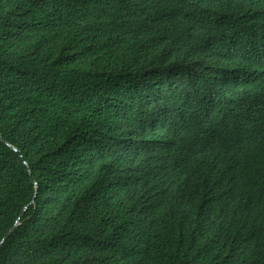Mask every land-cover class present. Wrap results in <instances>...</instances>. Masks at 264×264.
I'll list each match as a JSON object with an SVG mask.
<instances>
[{"label":"trees","instance_id":"1","mask_svg":"<svg viewBox=\"0 0 264 264\" xmlns=\"http://www.w3.org/2000/svg\"><path fill=\"white\" fill-rule=\"evenodd\" d=\"M195 1L0 0V264H264V88L194 74Z\"/></svg>","mask_w":264,"mask_h":264},{"label":"clouds","instance_id":"2","mask_svg":"<svg viewBox=\"0 0 264 264\" xmlns=\"http://www.w3.org/2000/svg\"><path fill=\"white\" fill-rule=\"evenodd\" d=\"M185 1L187 0H181V2ZM209 1L211 0H201L204 3V10ZM212 1L215 3L212 14L221 16L224 26L218 37L212 38L210 43L196 49L198 56L195 69L199 73L194 74L204 77L218 65L230 63L238 69L243 82L264 88V78L257 77L253 69V59L264 45V10L253 7L254 0ZM196 9H202L199 0L195 1L193 10ZM165 71L173 75L177 72V68ZM257 169V165L245 167L248 174L255 173Z\"/></svg>","mask_w":264,"mask_h":264},{"label":"water","instance_id":"3","mask_svg":"<svg viewBox=\"0 0 264 264\" xmlns=\"http://www.w3.org/2000/svg\"><path fill=\"white\" fill-rule=\"evenodd\" d=\"M0 138L2 139V141L8 146L10 147L12 150L16 151L19 153V149L15 146H13L12 144L8 143L7 141H5L1 136ZM23 163L25 165H27V163L25 161H23ZM28 172L30 173V171L28 170ZM33 182L35 183V181L33 180ZM25 210V207H24ZM19 224V217L16 219L15 223L13 224V226L6 232V234L2 237V239L0 240V245L1 243L4 241V239L18 226Z\"/></svg>","mask_w":264,"mask_h":264}]
</instances>
